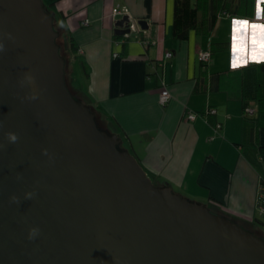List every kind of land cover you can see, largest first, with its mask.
<instances>
[{"label":"water","instance_id":"water-1","mask_svg":"<svg viewBox=\"0 0 264 264\" xmlns=\"http://www.w3.org/2000/svg\"><path fill=\"white\" fill-rule=\"evenodd\" d=\"M59 36L44 0H0V264H264L263 237L154 182L99 126Z\"/></svg>","mask_w":264,"mask_h":264},{"label":"crops","instance_id":"crops-1","mask_svg":"<svg viewBox=\"0 0 264 264\" xmlns=\"http://www.w3.org/2000/svg\"><path fill=\"white\" fill-rule=\"evenodd\" d=\"M211 1L189 38L179 40L175 0H44L89 65L87 76L75 62L83 99L122 136L154 182L253 224L264 176V115L252 103L256 119L245 122L243 68L264 62V0H256L252 16L235 14L239 0H224L225 9ZM116 6L128 7L131 18L149 28L138 23L137 31L117 34ZM205 49H216L207 66L199 59ZM164 84L172 94L167 106L160 103ZM208 107L217 113L188 119Z\"/></svg>","mask_w":264,"mask_h":264},{"label":"trees","instance_id":"trees-1","mask_svg":"<svg viewBox=\"0 0 264 264\" xmlns=\"http://www.w3.org/2000/svg\"><path fill=\"white\" fill-rule=\"evenodd\" d=\"M218 3H219L218 7L222 6L223 9H225L224 7L227 6V3L224 0H219ZM255 3L256 0H239V5L235 10V14L240 16H252L254 14ZM45 5L49 11L53 12L50 6H48L46 3ZM214 5L215 3L213 4L211 0H195V1L175 0V18H174V26H173L174 37L179 40H187L190 36V32L193 29L197 28L198 26L200 11H203L207 15L211 7H213ZM217 17H218V13H213L211 15V20L214 22ZM56 29L60 32L58 43L61 46V53L66 59L67 84L74 95H78L82 97L83 93L79 80L77 78L75 62L76 61L78 62L82 72L87 76H89L90 74L89 65L85 57L80 54V48L77 45V43L74 41L72 36L68 34L67 31H65L64 28L58 25L57 23H56ZM226 48L227 49L230 48L229 43L226 44ZM215 51L216 49L212 50V53L214 54ZM243 70L245 73L244 95H243L244 112H245V122L248 123V122H253V120L256 119L254 118L256 114L253 116L246 114V108L250 106L252 103H256L259 107L260 115H264V62L251 64L249 66L244 67ZM256 73H260L259 80L258 79L254 80L255 78L254 74ZM90 106L97 113V120L99 126L101 128H109L107 125V121L104 118H102V116L97 112V110L92 105ZM262 163L264 164V159ZM260 164L258 163V166ZM262 181L264 182V176L262 177ZM241 224H247V223L243 222ZM248 226H249L248 228H252L257 235L264 238V230L261 227L260 220H257L253 224H248Z\"/></svg>","mask_w":264,"mask_h":264},{"label":"built area","instance_id":"built-area-1","mask_svg":"<svg viewBox=\"0 0 264 264\" xmlns=\"http://www.w3.org/2000/svg\"><path fill=\"white\" fill-rule=\"evenodd\" d=\"M224 14L228 15L229 14L227 12H225ZM113 15L119 19L124 18L125 16H129L130 17V21H129V28L131 29L130 33H127L128 35L131 34L132 32H135L138 30L139 28V24L137 23V21L133 20L130 16V10L128 7L126 6H116L113 9ZM89 21L86 20L85 24H88ZM172 53H167V56H171ZM199 59L200 61L205 65H209L212 61H213V53L211 49H205L200 51L199 53ZM172 98V94L170 92V89L168 88V86L166 84H164L162 91H161V95H160V103L162 104V106H167V104L170 102ZM257 112L256 108L253 106H248L246 108V114L253 116L255 115ZM217 113V109L213 108V107H208L205 110H203L202 112H189L187 117L189 120L191 121H195L200 115L207 117L209 114H216ZM221 124H218V128H221ZM256 210L258 212V215L264 218V182L260 181V185L258 188V193H257V197H256Z\"/></svg>","mask_w":264,"mask_h":264},{"label":"clouds","instance_id":"clouds-1","mask_svg":"<svg viewBox=\"0 0 264 264\" xmlns=\"http://www.w3.org/2000/svg\"><path fill=\"white\" fill-rule=\"evenodd\" d=\"M28 79L31 80V77H28ZM33 98H35V97H33ZM9 139L12 141H15L16 140L15 134L9 133ZM28 195L30 196L31 194H28ZM13 199H15V198H13ZM36 231H37L36 229L32 230V232H36Z\"/></svg>","mask_w":264,"mask_h":264},{"label":"rangeland","instance_id":"rangeland-1","mask_svg":"<svg viewBox=\"0 0 264 264\" xmlns=\"http://www.w3.org/2000/svg\"><path fill=\"white\" fill-rule=\"evenodd\" d=\"M107 125H108V124H107ZM258 216H259V215H258ZM258 220H260V222H261V227H262L263 230H264V218L261 217V216H259V217H258ZM240 223H243V222L240 221ZM242 225H244V227H249L248 224H242Z\"/></svg>","mask_w":264,"mask_h":264},{"label":"snow or ice","instance_id":"snow-or-ice-1","mask_svg":"<svg viewBox=\"0 0 264 264\" xmlns=\"http://www.w3.org/2000/svg\"><path fill=\"white\" fill-rule=\"evenodd\" d=\"M254 27H256L255 25H254ZM234 67H235V63H234V65H233Z\"/></svg>","mask_w":264,"mask_h":264}]
</instances>
